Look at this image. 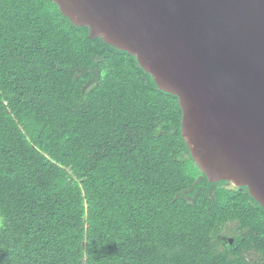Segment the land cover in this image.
<instances>
[{
    "label": "trees",
    "instance_id": "trees-1",
    "mask_svg": "<svg viewBox=\"0 0 264 264\" xmlns=\"http://www.w3.org/2000/svg\"><path fill=\"white\" fill-rule=\"evenodd\" d=\"M89 35L0 0V264H264V207L210 182L179 98Z\"/></svg>",
    "mask_w": 264,
    "mask_h": 264
},
{
    "label": "water",
    "instance_id": "water-1",
    "mask_svg": "<svg viewBox=\"0 0 264 264\" xmlns=\"http://www.w3.org/2000/svg\"><path fill=\"white\" fill-rule=\"evenodd\" d=\"M54 2L179 98L182 136L210 182L246 186L264 207V0Z\"/></svg>",
    "mask_w": 264,
    "mask_h": 264
},
{
    "label": "rangeland",
    "instance_id": "rangeland-1",
    "mask_svg": "<svg viewBox=\"0 0 264 264\" xmlns=\"http://www.w3.org/2000/svg\"><path fill=\"white\" fill-rule=\"evenodd\" d=\"M229 187H235V186L230 183L229 184ZM232 239H233V236L232 235H229L227 240H232Z\"/></svg>",
    "mask_w": 264,
    "mask_h": 264
},
{
    "label": "flooded vegetation",
    "instance_id": "flooded-vegetation-1",
    "mask_svg": "<svg viewBox=\"0 0 264 264\" xmlns=\"http://www.w3.org/2000/svg\"><path fill=\"white\" fill-rule=\"evenodd\" d=\"M228 242L232 243L233 242V239L232 240H228ZM253 256L257 259V261H259V255L253 254Z\"/></svg>",
    "mask_w": 264,
    "mask_h": 264
}]
</instances>
